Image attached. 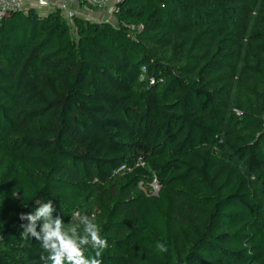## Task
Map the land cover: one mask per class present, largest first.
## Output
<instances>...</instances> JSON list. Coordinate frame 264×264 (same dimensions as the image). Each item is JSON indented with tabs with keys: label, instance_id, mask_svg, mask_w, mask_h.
<instances>
[{
	"label": "trees",
	"instance_id": "obj_1",
	"mask_svg": "<svg viewBox=\"0 0 264 264\" xmlns=\"http://www.w3.org/2000/svg\"><path fill=\"white\" fill-rule=\"evenodd\" d=\"M112 17L0 21V137L58 188L155 181L119 200L118 244L143 264H264V0H116ZM56 194L0 209V264H50L18 216ZM173 235L190 241L182 256Z\"/></svg>",
	"mask_w": 264,
	"mask_h": 264
},
{
	"label": "rangeland",
	"instance_id": "obj_2",
	"mask_svg": "<svg viewBox=\"0 0 264 264\" xmlns=\"http://www.w3.org/2000/svg\"><path fill=\"white\" fill-rule=\"evenodd\" d=\"M24 9L27 10L28 7L25 5ZM107 9L101 20L107 19L108 21L102 22H108L115 26L117 22L109 17L112 7H107ZM69 16L66 17L65 21L72 27ZM141 185L138 183L133 188H124L121 183H117L104 193L91 186L58 188L53 180L41 170L24 164L21 156L7 145L3 137H0L1 211L4 213L10 209L18 211L21 207L20 197L29 199L30 191L36 187L46 186L56 190V196H50L48 199H52L61 209H64L63 212L66 214L61 217L65 223L71 221V216H68L70 213L73 214V212L78 211L81 215H87L93 219V222L101 229V235L108 243V247L101 256L103 264H120L126 261L143 264L138 253L128 249L125 245L118 244L119 242L128 243L131 241L129 213L125 205L119 204L121 195L129 190L133 196L139 192L145 196L156 195L157 193V187L153 184ZM53 215L55 216L56 212ZM173 240L177 255L185 254L190 241L185 237L178 238L176 235H173ZM151 245V253L161 257L163 252H160L153 242ZM90 255H94L91 249L85 252V256Z\"/></svg>",
	"mask_w": 264,
	"mask_h": 264
},
{
	"label": "clouds",
	"instance_id": "obj_3",
	"mask_svg": "<svg viewBox=\"0 0 264 264\" xmlns=\"http://www.w3.org/2000/svg\"><path fill=\"white\" fill-rule=\"evenodd\" d=\"M34 203H39L34 211L18 216L20 221H27L26 225H20L21 235L26 240L34 238L50 264H103L101 256L108 243L93 219L75 211L71 221L65 223L59 213L53 215L56 207L52 199L41 197ZM157 247L160 252L168 250L163 243ZM89 249L94 255L85 256Z\"/></svg>",
	"mask_w": 264,
	"mask_h": 264
},
{
	"label": "built area",
	"instance_id": "obj_4",
	"mask_svg": "<svg viewBox=\"0 0 264 264\" xmlns=\"http://www.w3.org/2000/svg\"><path fill=\"white\" fill-rule=\"evenodd\" d=\"M33 8L38 13H53L59 12L62 17L67 15L69 9V0H32ZM76 3L80 5H87L89 7L100 9L105 6L111 0H75ZM114 8V7H113ZM26 11L24 9V4L21 0H0V21L11 12H22ZM113 11V9H112ZM135 167H144V161L141 158H137L135 161ZM129 171L126 167H121L113 174L123 173ZM153 186L157 187L155 181L152 182ZM150 184V185H151ZM142 186V185H141ZM3 240V237L0 235V242Z\"/></svg>",
	"mask_w": 264,
	"mask_h": 264
},
{
	"label": "crops",
	"instance_id": "obj_5",
	"mask_svg": "<svg viewBox=\"0 0 264 264\" xmlns=\"http://www.w3.org/2000/svg\"><path fill=\"white\" fill-rule=\"evenodd\" d=\"M21 2L24 4V6L26 5L28 7V9L33 8V1L32 0H21ZM116 0H111L108 3L105 4L104 7L97 9V8H93V7H89L87 5H80L79 3H76L75 0H69V9L67 11V15L62 17L64 20L66 19V17L68 15H70V19L72 20L73 17L76 18H81L84 20H88V21H93V22H102V21H108L106 20H101V17L103 15L104 12H107V7H114ZM112 9H111V16L109 15V17L113 19L112 17ZM40 14H48V13H43L40 12ZM107 17V18H109ZM115 21V20H114Z\"/></svg>",
	"mask_w": 264,
	"mask_h": 264
}]
</instances>
